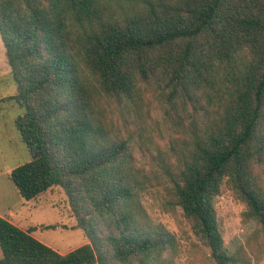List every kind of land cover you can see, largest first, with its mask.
<instances>
[{
  "label": "trees",
  "instance_id": "16d2710c",
  "mask_svg": "<svg viewBox=\"0 0 264 264\" xmlns=\"http://www.w3.org/2000/svg\"><path fill=\"white\" fill-rule=\"evenodd\" d=\"M0 31L32 157L10 179L27 202L63 190L89 241L60 254L0 216V264H177L142 202L156 187L242 264L215 199L264 236V0H0Z\"/></svg>",
  "mask_w": 264,
  "mask_h": 264
},
{
  "label": "rangeland",
  "instance_id": "374dc122",
  "mask_svg": "<svg viewBox=\"0 0 264 264\" xmlns=\"http://www.w3.org/2000/svg\"><path fill=\"white\" fill-rule=\"evenodd\" d=\"M17 94V83L6 56L3 34L0 31V209L13 208L16 212L12 223L27 231L60 254H67L88 244L85 234L77 229V221L68 197L60 188H54L37 200L27 202L19 194L6 174L32 160L27 145L16 128V120L24 114L12 98ZM165 146V142L161 141ZM140 167H150L149 159L137 154ZM144 208L156 224L164 226L175 238L179 253L177 264H216L210 251L195 236L190 221L181 207L163 187H156L142 196ZM217 218L224 239L225 250L230 256L242 258V264H264V236L258 233L255 222H246V206L228 189L215 199ZM2 250L0 248V258Z\"/></svg>",
  "mask_w": 264,
  "mask_h": 264
},
{
  "label": "crops",
  "instance_id": "0c3cea01",
  "mask_svg": "<svg viewBox=\"0 0 264 264\" xmlns=\"http://www.w3.org/2000/svg\"><path fill=\"white\" fill-rule=\"evenodd\" d=\"M13 170L14 169H11V168L10 169H6L5 173L9 175V174H11V172ZM15 215H16V212L14 211L13 208H7V209H4V210L0 209V216L5 218V219H7V220H9V221H12V219L15 217Z\"/></svg>",
  "mask_w": 264,
  "mask_h": 264
}]
</instances>
